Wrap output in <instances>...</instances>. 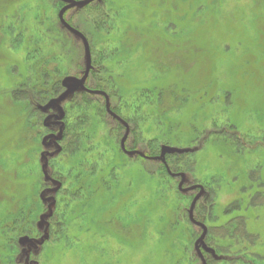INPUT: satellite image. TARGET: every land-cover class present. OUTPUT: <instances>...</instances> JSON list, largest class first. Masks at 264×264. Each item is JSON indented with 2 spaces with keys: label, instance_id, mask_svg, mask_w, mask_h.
I'll return each mask as SVG.
<instances>
[{
  "label": "rangeland",
  "instance_id": "1",
  "mask_svg": "<svg viewBox=\"0 0 264 264\" xmlns=\"http://www.w3.org/2000/svg\"><path fill=\"white\" fill-rule=\"evenodd\" d=\"M58 1L0 0V264H13L5 254L15 222L19 234L24 219L39 226L38 217L55 209L58 217L62 208L64 232L43 248L42 264H202L195 251L209 223L193 220V208L212 189L218 220L210 226L241 216L257 236L251 253L264 257V204H252L264 195V0H104L103 23L91 10L73 12L90 39L65 19L81 6L70 5L86 0ZM104 47L111 51L101 76L119 89L112 101L123 113L142 107L143 139L157 145V157L167 149L193 153L194 167L171 180L159 162L141 158L148 145L126 148L128 127L120 143L112 121L93 115L88 129L99 147L66 158L61 195L69 197L56 203L43 187L61 183L41 154L56 132L38 135L34 124L63 126L72 109L66 97L77 91L104 97L107 114L119 120L109 95L88 87L92 49ZM43 60L61 66L62 91L28 103L15 91L41 77ZM31 104L38 119L30 118ZM98 156L105 159L91 169Z\"/></svg>",
  "mask_w": 264,
  "mask_h": 264
},
{
  "label": "trees",
  "instance_id": "2",
  "mask_svg": "<svg viewBox=\"0 0 264 264\" xmlns=\"http://www.w3.org/2000/svg\"><path fill=\"white\" fill-rule=\"evenodd\" d=\"M62 1L63 0L58 1L56 3V7L58 4H61ZM76 9H79L81 12L91 10V16L95 19L94 23L98 24V22L103 23L104 21L109 20L110 11L105 7L104 0H93L92 2L82 4L80 7L76 6L70 9L69 11H71V15L69 17L68 14L65 16L66 21L75 29L82 32L88 39H90L88 32L74 22L73 14ZM96 18L98 20H96ZM64 30L72 37L66 29ZM45 31L46 30H43L41 32L45 33ZM76 40H80L79 37H77ZM90 45L92 47L91 42ZM40 48L45 49L44 46H41ZM110 51L111 48L109 47H104L99 51H95L94 48L92 49L93 67L95 68L93 69L95 71L93 70L94 74L92 73L91 84H89L88 87L92 90L105 91L109 95L111 99V111L119 117V120H116L107 114L104 97L100 95H93L87 93L86 91H77L75 94H70L66 97L71 99L70 105L72 106V109L69 108L68 110L66 107V112L69 116L68 121L64 122L63 126L46 127L44 124L39 123V120L38 123L34 124V126H37L42 130L38 131V135L42 136L43 131L47 134L50 132H56V135L51 133L53 136L49 137L53 142L49 145L44 143L42 146L44 152H46H41V154H44L42 159L44 162L43 166H46L45 170L48 169L51 173V178H56L61 183H54L53 185L55 188L50 185V183L48 186L45 185L43 187V192L47 194L51 200L55 199L56 203H62L61 200L64 198L68 199L69 197V193L65 196L61 195L64 188L62 181L64 182L65 175L67 174L69 168L66 158L74 155L79 150L86 149L87 152L91 153L93 151V147L96 149L99 147V143L93 141L94 138L88 129V124L92 121L93 115H98L102 119L107 118L111 120L113 126L115 125L113 128L118 134L119 141L122 139V136L125 135H123V133L126 132L125 130L128 127L129 131L127 138L125 139L126 148L129 149L128 147L130 146V148L133 149L142 145H148L149 149L144 152V155H142L141 158L145 161L159 162L158 164L166 171L167 177L171 178V180L174 176L180 175L185 171L188 173L189 170L191 171V169H193L192 167H194L193 164H189L187 162L190 158H194L193 153L171 152V150L168 149L164 152L162 159L157 157L159 154L157 145L154 142H146L143 139L142 127L139 124V119L143 115L140 111L142 107H130L126 113H123L121 109L122 104L118 102L114 103L112 101V98L116 93L115 91L119 89L115 84L113 77H105L104 75L101 76L102 63L105 61V57ZM97 62L98 68L96 67ZM41 63L43 67L41 77H32L33 79L30 77L25 79V81H23V83H21L18 87L17 91H15L16 95H20L23 100L28 101V103L29 101H31V103L32 101L36 103L45 102L56 97L62 91L61 81L59 80L61 73L63 74L61 66H59L56 62L48 64L44 60ZM75 68L78 70L81 68V65H77ZM142 95L144 94H141V96ZM31 105L32 106L29 105L28 107L30 118L38 119V116H41V112L38 108L33 107V104ZM127 124H129V126ZM139 149L145 148L140 147ZM119 152L122 155L126 154L122 148H119ZM135 157L138 158L139 156L135 155ZM104 159V156H98L97 158L90 159L89 164L91 165L90 167H92L91 169H94L96 165H100V162ZM112 169H114V167ZM46 176L48 175L46 174ZM107 176H109V174ZM58 196H60V200ZM201 200H203L201 203L202 208H198L197 205ZM215 200L216 192L212 189L210 192L207 191L205 195L197 197V202L193 208V215H195L193 220L203 225L206 223V227L208 226L207 223H209L207 231L205 230V235L201 242L202 246H200V250L195 251L196 256L201 259V262L203 261L202 264H264V257H259L257 254L251 253L250 248H253L255 245L257 236L248 232L246 220L241 218V216L229 219L222 227L213 226L218 220L214 211L216 206ZM66 202L67 200L63 203L66 205ZM254 202L252 203L254 208L263 205L264 195H259ZM240 204V202L237 203L239 207H241ZM60 210L61 211L59 212L58 217H54L53 215L56 209L53 210L52 217L50 218L41 217L39 219L38 217V220L41 223L39 226H35L36 220L29 221L24 219V224L20 229H18L20 230L19 234L17 233V229L14 228L16 225L15 222V225L10 228L12 231L9 230L12 238L10 240L9 252L5 254V258L13 264H42L41 254L43 252V248L46 247L48 243L56 240V238H61L62 231L64 232L67 211L65 208ZM229 212L230 210H228V213ZM27 224H29V227H27ZM210 224L213 225L210 226ZM37 236L38 238L41 237L38 241ZM34 240L37 242L34 243ZM226 240H232V242L234 241L235 243L226 244ZM239 245H241V247L236 249Z\"/></svg>",
  "mask_w": 264,
  "mask_h": 264
},
{
  "label": "water",
  "instance_id": "3",
  "mask_svg": "<svg viewBox=\"0 0 264 264\" xmlns=\"http://www.w3.org/2000/svg\"><path fill=\"white\" fill-rule=\"evenodd\" d=\"M93 0H86V1H82V2H80V3H73L72 5H70V7L69 8H71V6H75V5H82V4H86V3H89V2H92ZM67 10V9H66ZM65 9L62 11V13L61 14H63L65 11H66ZM61 18H62V16H61ZM63 21V20H62ZM63 23L66 25V23L63 21ZM67 26V25H66ZM88 55H89V52H88ZM168 150V149H167ZM167 150H164V152L165 151H167ZM164 152H163V154H162V158H163V156H164ZM161 158V159H162ZM196 200H197V198L195 199V201H194V204L196 203ZM199 224V223H198ZM205 235V234H204ZM204 235H203V237H202V240H203V238H204Z\"/></svg>",
  "mask_w": 264,
  "mask_h": 264
}]
</instances>
